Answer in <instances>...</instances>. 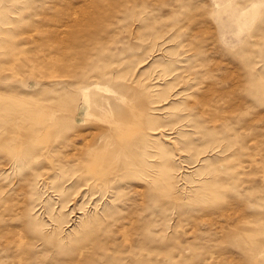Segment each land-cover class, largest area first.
I'll return each mask as SVG.
<instances>
[{
  "label": "rangeland",
  "instance_id": "374dc122",
  "mask_svg": "<svg viewBox=\"0 0 264 264\" xmlns=\"http://www.w3.org/2000/svg\"><path fill=\"white\" fill-rule=\"evenodd\" d=\"M0 264H264V0H0Z\"/></svg>",
  "mask_w": 264,
  "mask_h": 264
}]
</instances>
